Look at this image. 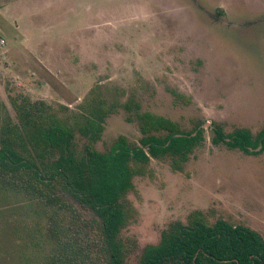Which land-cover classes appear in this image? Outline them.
I'll list each match as a JSON object with an SVG mask.
<instances>
[{
  "label": "rangeland",
  "instance_id": "rangeland-1",
  "mask_svg": "<svg viewBox=\"0 0 264 264\" xmlns=\"http://www.w3.org/2000/svg\"><path fill=\"white\" fill-rule=\"evenodd\" d=\"M1 40L0 125L16 121L14 98L71 118L97 88L113 106L98 152L119 136L138 144L137 113L202 129L179 169L170 157L151 159L133 179L120 234L132 247L127 264L193 210L264 239V149L214 144L211 131L256 137L264 128V0H0ZM74 142L80 154L88 140L75 132ZM34 249L21 202L0 195V264L30 261Z\"/></svg>",
  "mask_w": 264,
  "mask_h": 264
},
{
  "label": "trees",
  "instance_id": "trees-1",
  "mask_svg": "<svg viewBox=\"0 0 264 264\" xmlns=\"http://www.w3.org/2000/svg\"><path fill=\"white\" fill-rule=\"evenodd\" d=\"M11 106L16 121L6 117L0 125V195L21 202V220L35 248L34 257L21 264H127L132 247L120 234L130 215L133 179L146 175L151 159L170 157L179 169L203 141L202 129L183 132L171 120L137 113L139 143L119 136L98 152L92 144L113 106L97 88L71 118H61L41 100L14 98ZM211 131L214 144L247 153L259 145L264 149V128L256 137L246 129L225 135L214 125ZM75 132L88 140L80 154ZM136 264H264V239L223 219L209 224L203 212L193 210L185 223L163 230L157 244L146 245Z\"/></svg>",
  "mask_w": 264,
  "mask_h": 264
},
{
  "label": "built area",
  "instance_id": "built-area-1",
  "mask_svg": "<svg viewBox=\"0 0 264 264\" xmlns=\"http://www.w3.org/2000/svg\"><path fill=\"white\" fill-rule=\"evenodd\" d=\"M0 43H3V40H1V42Z\"/></svg>",
  "mask_w": 264,
  "mask_h": 264
}]
</instances>
